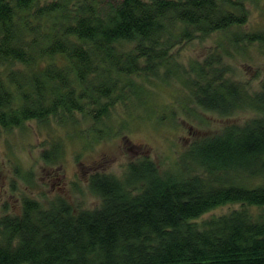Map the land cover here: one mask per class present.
Returning <instances> with one entry per match:
<instances>
[{"label":"trees","instance_id":"1","mask_svg":"<svg viewBox=\"0 0 264 264\" xmlns=\"http://www.w3.org/2000/svg\"><path fill=\"white\" fill-rule=\"evenodd\" d=\"M264 0H0V127L75 113L95 122L151 83L176 72L173 50L248 22ZM233 46L264 45V28L235 30ZM189 66L180 86L204 110L251 111L243 124L192 140L174 171L144 157L122 179L92 172L94 209L64 199L42 208L22 197L0 217V264H264V79L256 91L228 77L222 53ZM59 144L42 151L55 162ZM245 179V180H244ZM226 203L240 207L198 221Z\"/></svg>","mask_w":264,"mask_h":264},{"label":"rangeland","instance_id":"2","mask_svg":"<svg viewBox=\"0 0 264 264\" xmlns=\"http://www.w3.org/2000/svg\"><path fill=\"white\" fill-rule=\"evenodd\" d=\"M249 7L248 22L231 31L264 28V2ZM231 31L216 32L176 47L172 56L178 64L175 73L165 79L151 78V83H142L136 77L135 81L148 89L142 94L143 101L139 103L131 95L124 103L117 102L100 122L75 113L64 122L51 117L43 123L30 120L19 127H0V217L19 215L24 196L46 209L57 198L67 201L75 211L98 208L101 199L88 187L92 172L122 179L127 164L144 157L151 159L161 173L174 171L178 155L192 140L254 117L246 110L227 116L204 110L180 86V78L187 75L192 63L221 52L222 63L230 69L229 78L242 82L251 92L259 89L264 79V45L233 46L227 38ZM8 69L9 65H0V78ZM54 143L59 144L60 155L51 163L41 153ZM247 180L252 185L263 183L264 170ZM239 207L238 203L217 206L198 221ZM246 208L253 217L264 213V208Z\"/></svg>","mask_w":264,"mask_h":264}]
</instances>
